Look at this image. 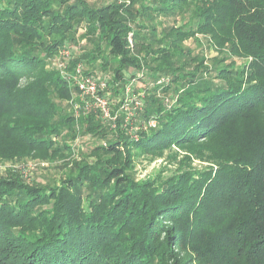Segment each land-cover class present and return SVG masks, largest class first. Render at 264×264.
I'll return each instance as SVG.
<instances>
[{
    "label": "trees",
    "instance_id": "trees-1",
    "mask_svg": "<svg viewBox=\"0 0 264 264\" xmlns=\"http://www.w3.org/2000/svg\"><path fill=\"white\" fill-rule=\"evenodd\" d=\"M27 159L61 176H0V264H264V0H0V163Z\"/></svg>",
    "mask_w": 264,
    "mask_h": 264
},
{
    "label": "rangeland",
    "instance_id": "rangeland-1",
    "mask_svg": "<svg viewBox=\"0 0 264 264\" xmlns=\"http://www.w3.org/2000/svg\"><path fill=\"white\" fill-rule=\"evenodd\" d=\"M85 40L82 39L80 44L83 45ZM190 42H187V44ZM207 55L214 56L215 52L210 50L207 52ZM179 154L178 159L181 158V155L184 154L181 151L177 152ZM59 164V163H58ZM58 164H48L43 160H33L27 159L23 161H3L0 163V176L8 173L16 174L26 183L34 184L35 182H41L45 178L50 177H59L61 176V171L55 165ZM175 162H168L164 159H156L154 161L148 162L144 159H139L135 162V168L133 169L134 176L138 180H142L146 177H152L153 175L160 173L165 176L169 174L176 167ZM192 166L203 167L207 165L205 162H201L199 160H193Z\"/></svg>",
    "mask_w": 264,
    "mask_h": 264
},
{
    "label": "built area",
    "instance_id": "built-area-1",
    "mask_svg": "<svg viewBox=\"0 0 264 264\" xmlns=\"http://www.w3.org/2000/svg\"><path fill=\"white\" fill-rule=\"evenodd\" d=\"M79 86L81 89V99H88L85 100V106L83 110H85L87 113L97 112L101 120L114 118L111 117L110 108L107 101L104 98L96 95L97 88H102L104 86L103 83L98 86V84L94 80L86 78L79 83ZM129 91L130 88H127V92ZM137 105L138 104L136 103V107ZM131 117L132 114H130V116L126 118V126L130 124L131 126L129 127V129L132 131V134L135 135V133L142 129V126L131 124ZM149 125L153 126L154 124L149 123Z\"/></svg>",
    "mask_w": 264,
    "mask_h": 264
}]
</instances>
